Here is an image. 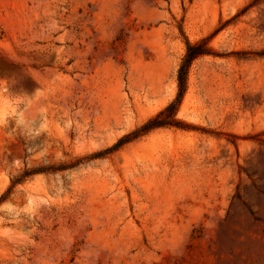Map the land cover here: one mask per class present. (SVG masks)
<instances>
[{"label":"rangeland","instance_id":"374dc122","mask_svg":"<svg viewBox=\"0 0 264 264\" xmlns=\"http://www.w3.org/2000/svg\"><path fill=\"white\" fill-rule=\"evenodd\" d=\"M0 199V264H264V0H0Z\"/></svg>","mask_w":264,"mask_h":264},{"label":"trees","instance_id":"16d2710c","mask_svg":"<svg viewBox=\"0 0 264 264\" xmlns=\"http://www.w3.org/2000/svg\"><path fill=\"white\" fill-rule=\"evenodd\" d=\"M203 53H204V51L200 48V44L190 43V42L187 43V51L183 57V60L180 64V67L178 70L179 92H178V95L176 97V100H174L169 105V109L174 108L182 100V97L185 93L186 86H187V78H188L190 66H191L192 62L194 61V59H196L198 56L202 55ZM159 124H162V123H157V124L154 123L153 127L158 126ZM34 172H37V171H34ZM28 174H30V173H26L23 177L15 178L13 180V186L16 185L17 183H19L20 181H22L23 178L25 176H27ZM0 201H1V199H0Z\"/></svg>","mask_w":264,"mask_h":264}]
</instances>
